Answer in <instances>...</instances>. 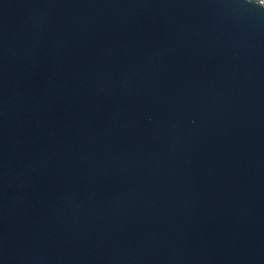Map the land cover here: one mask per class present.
<instances>
[{
  "label": "water",
  "instance_id": "water-1",
  "mask_svg": "<svg viewBox=\"0 0 264 264\" xmlns=\"http://www.w3.org/2000/svg\"><path fill=\"white\" fill-rule=\"evenodd\" d=\"M0 264H264V1L0 0Z\"/></svg>",
  "mask_w": 264,
  "mask_h": 264
},
{
  "label": "built area",
  "instance_id": "built-area-1",
  "mask_svg": "<svg viewBox=\"0 0 264 264\" xmlns=\"http://www.w3.org/2000/svg\"><path fill=\"white\" fill-rule=\"evenodd\" d=\"M261 1H264V0H261Z\"/></svg>",
  "mask_w": 264,
  "mask_h": 264
}]
</instances>
